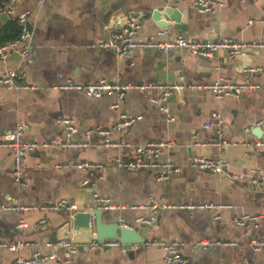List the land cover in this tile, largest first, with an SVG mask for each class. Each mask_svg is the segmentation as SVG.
Wrapping results in <instances>:
<instances>
[{"label": "crops", "instance_id": "1", "mask_svg": "<svg viewBox=\"0 0 264 264\" xmlns=\"http://www.w3.org/2000/svg\"><path fill=\"white\" fill-rule=\"evenodd\" d=\"M164 5L163 0H20L15 4L17 12L29 10L27 26L33 48L30 61L24 64L25 79L21 84L25 88L13 90L0 85V137L20 123L26 139L53 144L25 155L24 179L28 186L21 190L11 177V153L0 147V241L34 244L12 252L0 247V264H15L17 255L30 256L74 212L60 208L17 213L8 206L54 203L61 199L76 203L77 210L92 206L90 187L82 184L87 173L70 167L81 160L102 164L103 178L95 180L92 191L122 206L103 210L104 224L123 220L136 226L135 219L150 211L132 206L146 205L150 196L159 203L228 205L220 211L218 220L212 210L159 209L155 221L146 230L142 227L139 236L146 241H177L178 251L190 260L189 264L262 263L264 249L253 252L250 240L264 239V184L253 186L249 178L252 168L264 172V145L255 144L264 141V129L260 138L253 133L255 126L264 125V48L249 49L236 57L220 50L207 59L182 49L168 54L159 49L134 50L123 58L96 46L117 31L115 25L123 12L143 13ZM173 7L186 9L188 28L179 33L170 27L159 39L172 40L181 34L193 39L225 36L238 41H264V0H228L216 14L201 13L190 2ZM132 19L141 25L140 38L154 36L161 29L149 17ZM19 62L20 57L13 53L6 63H0V77ZM218 77L258 84L259 88L216 98L210 91L185 87L174 90L166 99L160 89H133L125 93L116 109L112 107L117 101L113 94L94 99L76 91L52 88L67 78L77 82L105 78L133 84H167L181 80L209 83ZM122 113L141 115L131 126L111 133L112 140H121L127 146H102V137L98 135L92 136V145L85 149L63 150L57 145L63 137L58 119H72L78 131L73 137L82 138L86 129L114 125ZM168 114L173 120H169ZM213 114L219 116V124ZM217 137L233 143L224 150L223 157L229 162V172L240 178L188 167L193 157L217 156L214 147L205 144ZM159 139L172 140L174 145L160 151L158 162L180 167L167 180L155 179L159 168L131 171L115 166V158H133L137 145ZM245 213L256 219L244 226L236 225L234 217ZM41 218L47 225L38 230L35 224ZM20 222L25 225L20 226ZM204 237L237 245L196 246ZM163 254L160 247L149 245H136L130 255L117 247L89 248L78 249L69 263H63L62 252H58L55 260L43 264H164Z\"/></svg>", "mask_w": 264, "mask_h": 264}, {"label": "built area", "instance_id": "2", "mask_svg": "<svg viewBox=\"0 0 264 264\" xmlns=\"http://www.w3.org/2000/svg\"><path fill=\"white\" fill-rule=\"evenodd\" d=\"M20 0H2L0 4V12L5 13L10 20L16 22L19 28V34L15 39L7 41L0 45V63H6L13 53H17L20 57V62L15 66L9 67L2 72L0 77V85L5 89H21V81L25 79L24 64L30 61L32 55V43L31 32L27 26L29 10H23L17 12L15 4ZM166 5L177 6L183 2H190L199 12L216 14L220 13L225 7L228 0H163ZM242 1V0H237ZM251 22L250 20L248 21ZM264 23V19L261 20ZM141 29L139 22L132 18L127 19L124 27L114 32L107 39L99 42L96 46L99 48H107L112 50L116 56L128 58L134 50H147V49H159L164 54H168L173 50H186L195 56L211 59L220 50H226L230 57H236L243 55L249 49L264 48V41L251 40V41H238L236 39L221 36L213 39H193L186 38L181 34H178L172 40L159 39L167 34L166 29H159L154 36L147 38H140L138 33ZM253 70V69H247ZM185 87L195 88L210 91L216 98H222L225 96H232L245 90H254L259 88L258 84H251L249 82H235L229 79L218 77L212 82H187L181 80L179 82L159 84V83H144L133 84L125 81H112L105 78L98 79L97 81L89 82H77L72 78H67L60 83H55L52 88L59 91H76L84 94L88 98L100 99L105 94H113L116 96L117 101L112 105L113 108H118L120 101L123 99L125 93L133 89H160L162 92V98L166 99L174 90L183 89ZM161 110H165L163 107ZM169 115V114H168ZM217 124L221 122L217 114H213ZM141 119V115H130L122 113L119 115V120L110 127L95 126L93 128L86 129L82 138H74L77 134V128L73 124V120L69 118L58 119V123L62 129V139L57 144L60 148L64 149H85L92 145V136L98 135L102 137V146L119 148L127 146L121 140H112L111 133L113 131H119L131 126L135 121ZM169 120H173V116L169 115ZM264 123V121H263ZM205 126L210 127V124ZM218 132V131H217ZM220 134V133H219ZM50 141H37L26 139L23 136V125L18 123L14 128L6 130L2 137H0V147L6 148L10 151L12 156L11 177L18 190H21L28 186V183L24 179L25 165L24 157L27 153L38 152L44 148L52 146ZM205 144L214 147L217 152L216 157L197 156L193 157L189 163L190 168L195 170L210 171L218 175L229 176L230 178H240L229 172V162L223 157L224 150L233 145L227 140L211 139ZM256 145H264V141L255 143ZM174 145V141L169 139H159L149 141L143 145H137L135 147V154L133 158L122 159L120 157L115 158V166L127 169L131 171H145V170H160L156 171L155 179L157 181L167 180L171 173L179 171L180 167L173 163H159V154L162 149L170 148ZM71 168L80 169L87 173V177L83 180L84 187H90L95 184V180L102 179L103 175L102 164L96 161L81 160L70 165ZM249 182L253 186H261L264 184V172L260 168L251 169V177ZM93 202L96 208L101 210H115L122 206L113 202L112 199L105 195H96L93 193ZM228 205H222L218 203H200L194 201H186L176 204L171 203H159L153 196L149 197L147 204L134 205L132 208H144L150 211L147 215H139L135 219L136 226L127 225L120 220V224L128 229H134L135 227H142L150 225L155 221V214L159 209L163 208H175L192 212L197 209H205L215 211L214 219L221 218L220 211L228 208ZM17 213L23 211H55L60 208H64L70 211L78 209L76 203H70L66 199H61L54 203H31V204H14L8 206ZM256 217L249 214H241L234 217L235 224L238 226H244L248 221L255 220ZM20 226L25 225L23 222L19 223ZM47 222L44 218H41L35 224V228L43 230L46 228ZM33 243L24 241H14L12 243H6L0 241V247L9 251H18L27 246H32ZM156 246L160 247L163 254L164 264H189L190 260L184 257L178 251L179 243L177 241H164L161 239L144 240L138 246ZM237 243L233 241H222L210 238H201L196 242L198 247H223V246H236ZM105 247H117L122 253L126 250L119 241L107 240L102 244L92 241L89 244V248H105ZM250 248L253 252H259L264 249V239H251ZM78 245L71 242L69 239H60L55 242L45 241L40 248L32 252L30 256L23 257L17 255L15 264H43L50 260L57 258V253L62 252L63 263H69L70 258L77 253ZM264 264V258L262 263Z\"/></svg>", "mask_w": 264, "mask_h": 264}, {"label": "water", "instance_id": "3", "mask_svg": "<svg viewBox=\"0 0 264 264\" xmlns=\"http://www.w3.org/2000/svg\"><path fill=\"white\" fill-rule=\"evenodd\" d=\"M140 16L149 17L161 29L175 27L179 33H183L188 28L186 9L180 10L165 4L164 6L146 9L143 13L138 11L123 12L118 17L119 21L115 25V29L117 31L121 30L128 18ZM0 20L7 22L9 17L1 12ZM263 129L264 125L255 126L253 129L254 135L260 138ZM88 190L92 206L76 210L71 215L69 214L68 220L52 231L49 241L55 242L60 239H69L78 245L79 250H88L92 241L102 244L107 240H117L123 244L128 255L132 254L134 247L141 244L145 239L139 236L140 229L143 227L146 230L148 225L128 229L123 227L120 222L110 225L104 224L102 220L104 212L94 206L93 191L91 188Z\"/></svg>", "mask_w": 264, "mask_h": 264}, {"label": "trees", "instance_id": "4", "mask_svg": "<svg viewBox=\"0 0 264 264\" xmlns=\"http://www.w3.org/2000/svg\"><path fill=\"white\" fill-rule=\"evenodd\" d=\"M0 0V4H1ZM19 34V28L15 21L9 20L8 22L1 23L0 21V45L15 39Z\"/></svg>", "mask_w": 264, "mask_h": 264}]
</instances>
